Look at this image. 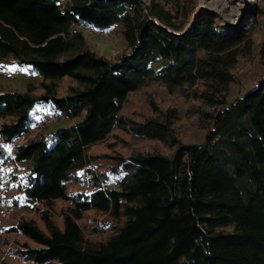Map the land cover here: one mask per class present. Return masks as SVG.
Wrapping results in <instances>:
<instances>
[{
	"label": "trees",
	"instance_id": "1",
	"mask_svg": "<svg viewBox=\"0 0 264 264\" xmlns=\"http://www.w3.org/2000/svg\"><path fill=\"white\" fill-rule=\"evenodd\" d=\"M179 8L154 0L147 7L136 0H0V62L11 57L41 88L38 95L0 92V209L8 186L1 166L21 162L29 163L18 180L22 198L42 208L41 226L22 217L7 230L26 240L10 255L32 264H264V77L226 102L237 49L250 31L218 32L205 13L184 29L193 7L180 16ZM114 24L127 51L110 61L89 50L77 26ZM63 79L74 85L58 96ZM152 82L214 108L202 113L200 143L177 139L175 109L142 122L119 116L128 93ZM36 104L78 121L4 157V147L30 131ZM114 130L167 144L171 153L111 155L104 171L89 149ZM57 201L68 204L59 223ZM89 212L106 215L107 236H85ZM94 223L91 232H99Z\"/></svg>",
	"mask_w": 264,
	"mask_h": 264
},
{
	"label": "rangeland",
	"instance_id": "2",
	"mask_svg": "<svg viewBox=\"0 0 264 264\" xmlns=\"http://www.w3.org/2000/svg\"><path fill=\"white\" fill-rule=\"evenodd\" d=\"M136 1L142 7H147L151 0ZM154 1L161 3L166 9L173 12L175 7L180 6L179 16L185 9L192 6V13L188 17V23L184 29L188 27L194 14L205 13L214 19L215 28L218 32L227 33L236 28L250 31L249 41L240 44L237 49L236 63L231 70L234 80L228 86L226 102L229 103L250 90L255 86L258 79L264 77V65L261 60V47L264 42V0ZM175 23L178 25L177 22ZM80 31L89 50L107 60L115 61L127 51L120 24H114L102 31L94 29H80ZM203 56L202 52L199 53V57ZM39 82L40 78L35 73L29 71L26 67L17 65L11 57L7 58L6 62H0V92L30 90L33 95H38L41 93ZM73 85L74 83L69 79L61 80L57 89L58 96L64 95L67 88ZM169 109H175L178 113V119L174 123V132L177 139L185 144L200 143L207 125L202 113H211L214 108L203 104L198 99H194L191 95L169 94L158 83L152 82L128 93L119 116L125 120L142 122L147 118L157 117L159 112ZM50 115L55 114H53L49 104H36L32 110L29 130L32 131L35 128L37 119ZM55 116L56 119L53 122L39 129L37 137L47 138L57 129L70 126L78 121V118L68 119ZM3 152L4 157H7V155L10 157L9 145L4 147ZM154 152L168 155L171 153V148L167 144L158 141L136 138L127 130H114L104 141L92 145L89 149V154L96 158V163L102 166L104 171L109 164V160L106 159L108 156L118 154L127 157L137 153ZM28 167L29 163L27 162L8 163L1 166L2 180L4 183H8V186L3 191L0 209V264H32L10 255V251L16 245L24 243L26 240L18 233L7 231L10 227H14L22 217L35 220L41 226L37 214L42 208L24 201L17 186L18 180L21 179ZM110 180L113 181L112 177ZM69 189V191L75 192L80 188L70 186ZM67 205L65 202H55L53 217L57 223L61 219L60 212ZM94 221L99 225V232L96 233L91 232V228L95 224ZM104 221H109L106 215L99 216L92 212L87 213L81 222L85 236L92 240L107 236L110 233L108 229L112 224L106 230H101V223Z\"/></svg>",
	"mask_w": 264,
	"mask_h": 264
},
{
	"label": "built area",
	"instance_id": "3",
	"mask_svg": "<svg viewBox=\"0 0 264 264\" xmlns=\"http://www.w3.org/2000/svg\"><path fill=\"white\" fill-rule=\"evenodd\" d=\"M77 27L79 29H90V27L87 26V25H78ZM55 119H56L55 115L40 117L39 119H37L36 126H35V128L32 131L30 130L28 133L20 136L19 138L15 139L13 142H11L9 144V149H10L9 156L11 158L13 157L14 148L16 146L24 143L28 139L37 138V132L39 131V129H41L44 125H47L48 123L53 122ZM36 129H37V131H36Z\"/></svg>",
	"mask_w": 264,
	"mask_h": 264
}]
</instances>
